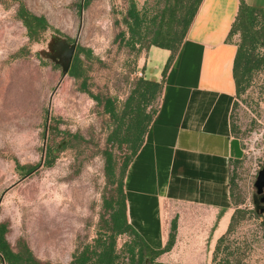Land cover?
Masks as SVG:
<instances>
[{
  "label": "rangeland",
  "instance_id": "obj_1",
  "mask_svg": "<svg viewBox=\"0 0 264 264\" xmlns=\"http://www.w3.org/2000/svg\"><path fill=\"white\" fill-rule=\"evenodd\" d=\"M133 1L150 16L164 4ZM19 2L44 15L52 27L39 41H32L16 18ZM130 2L89 0L81 8V0H0V223L14 251L27 246L42 262L69 264L109 218L106 201L114 196V186L105 174L104 150L112 152L118 165L127 151L117 146L119 136L103 104L112 98L122 106L142 77L138 65L146 49L145 40L138 53L126 45L123 18ZM122 31L125 39L119 36ZM65 40L84 50L80 57L88 89L100 100L79 90V81L63 73ZM88 53L91 59H86ZM263 55L264 43H256L239 58L245 62ZM246 80L232 110L242 148V141L250 147L257 137L248 150L251 158L243 155L232 173L238 206L246 217L223 242L216 262L233 251L240 254L238 264H264L263 205L251 174L252 164L264 166V64L253 68ZM158 101L148 109H156ZM48 147L55 156L51 166L45 165ZM126 240L125 234L117 236L118 249ZM125 256L116 264H137Z\"/></svg>",
  "mask_w": 264,
  "mask_h": 264
},
{
  "label": "crops",
  "instance_id": "obj_2",
  "mask_svg": "<svg viewBox=\"0 0 264 264\" xmlns=\"http://www.w3.org/2000/svg\"><path fill=\"white\" fill-rule=\"evenodd\" d=\"M264 0H201L166 73L171 51L150 45L140 57L143 78L161 82L156 112L123 179L126 216L153 249L174 240L153 264H211L234 204L230 180L243 157L232 128L239 5Z\"/></svg>",
  "mask_w": 264,
  "mask_h": 264
},
{
  "label": "trees",
  "instance_id": "obj_3",
  "mask_svg": "<svg viewBox=\"0 0 264 264\" xmlns=\"http://www.w3.org/2000/svg\"><path fill=\"white\" fill-rule=\"evenodd\" d=\"M88 1L84 0V3L87 4ZM200 2L201 0H164L163 7L150 16L146 10L139 11L134 1L131 0L123 18L128 33L126 45L137 53L142 49L144 40L146 41L145 48L155 45L169 49L171 55L162 70L164 75ZM15 15L25 27L27 35L32 41H39L47 30L52 29L44 15L31 11L22 2H19ZM232 31L239 32L241 38L234 66L236 92H239L242 82L248 79L250 71L264 64V55L245 62H242V57L239 58L240 55L243 56V51L248 47H252L256 43H264V9L248 6L242 1ZM125 35V31L119 34L123 39H125ZM137 42L142 43L138 48H136ZM83 51L80 48L76 49L68 75L75 81H79V90L100 100L88 89L87 69L80 57V53ZM91 57L89 53L86 54V59H91ZM161 91V82L141 77L133 84L120 108L115 104L114 99L106 98L104 100V112L112 118L114 134L117 133L119 136L117 146L121 149L125 148L127 152L118 165L112 152L104 150L105 174L109 183L114 186V196L106 201L109 218L103 219L102 229L99 230L92 243L84 244L75 251L69 264H116L117 259L125 255L137 264H153L161 253L171 247L174 240L175 223H173L172 233L166 247L158 250L151 248L128 222L123 194V179L127 166L142 145L145 133L156 112L155 108L148 109V107L160 97ZM232 128L236 132L233 124ZM54 159L51 147H48L45 165L51 166ZM239 162L237 160L235 164ZM233 171L234 168L232 173ZM230 196L234 204V211L226 232L217 240L212 264H238L241 261L239 253L228 251L216 262V256L221 251L223 242L234 230L236 224L246 217V211L238 206L240 200L235 192L233 176L230 180ZM6 231V226L0 223V254L5 264H50L36 258L27 246H24L20 251H14L5 239ZM123 234L127 235L129 240H126L122 248L118 249L117 236Z\"/></svg>",
  "mask_w": 264,
  "mask_h": 264
},
{
  "label": "water",
  "instance_id": "obj_4",
  "mask_svg": "<svg viewBox=\"0 0 264 264\" xmlns=\"http://www.w3.org/2000/svg\"><path fill=\"white\" fill-rule=\"evenodd\" d=\"M83 3L84 0H81V8H83ZM61 42L63 43L62 45L66 47L65 58H64L65 60L63 64V73L66 74L68 73L74 53L76 51V45L75 43L67 42V40ZM254 186L256 188V193L259 195L260 203L264 204V166L259 170L256 179L254 181ZM260 212L261 213L264 212V206L260 208ZM262 225L264 228V217L262 219ZM0 257L2 259L3 264H5V261L1 254Z\"/></svg>",
  "mask_w": 264,
  "mask_h": 264
},
{
  "label": "built area",
  "instance_id": "obj_5",
  "mask_svg": "<svg viewBox=\"0 0 264 264\" xmlns=\"http://www.w3.org/2000/svg\"><path fill=\"white\" fill-rule=\"evenodd\" d=\"M257 139V137H254V140ZM254 140H251V145L250 147H247V145H249L248 141L247 140H244L242 141L243 142V145L245 146L244 149H243V155H245V157H247L248 159L251 158V155L249 154L248 150L249 149H252L253 148V145L255 143ZM250 142V140H249ZM252 169H251V174L253 175V177L256 179V176L259 172V170L261 169V162H258V163H254L252 164Z\"/></svg>",
  "mask_w": 264,
  "mask_h": 264
},
{
  "label": "flooded vegetation",
  "instance_id": "obj_6",
  "mask_svg": "<svg viewBox=\"0 0 264 264\" xmlns=\"http://www.w3.org/2000/svg\"><path fill=\"white\" fill-rule=\"evenodd\" d=\"M264 206V204H262Z\"/></svg>",
  "mask_w": 264,
  "mask_h": 264
}]
</instances>
